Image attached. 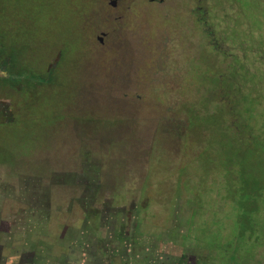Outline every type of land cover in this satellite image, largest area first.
Returning a JSON list of instances; mask_svg holds the SVG:
<instances>
[{
	"label": "rangeland",
	"instance_id": "rangeland-1",
	"mask_svg": "<svg viewBox=\"0 0 264 264\" xmlns=\"http://www.w3.org/2000/svg\"><path fill=\"white\" fill-rule=\"evenodd\" d=\"M92 1L0 0L4 41L49 70L59 57L35 101L0 89L14 117L0 121V163L25 162L21 175L0 168V218L39 236L8 202L30 205L42 186L53 240L55 206L84 198L75 185L91 171L103 198L123 188L147 200V212L135 201L142 242L171 238L193 264H264V0H217L206 13L230 28L224 51L192 0ZM34 208L23 216L42 215ZM171 220L172 233L159 230Z\"/></svg>",
	"mask_w": 264,
	"mask_h": 264
},
{
	"label": "flooded vegetation",
	"instance_id": "flooded-vegetation-1",
	"mask_svg": "<svg viewBox=\"0 0 264 264\" xmlns=\"http://www.w3.org/2000/svg\"><path fill=\"white\" fill-rule=\"evenodd\" d=\"M0 73H3L1 63ZM0 76L7 77V74L4 72ZM9 79L14 80V77L11 76ZM8 103L0 104V117H11V111L5 110L6 107L8 109ZM11 120L9 118V121ZM19 160V164H16L18 167L0 164L3 174L7 176L23 174L20 173L22 167L19 165L25 164V162ZM5 169L7 171H4ZM80 174L87 181L85 184L75 186L77 190L81 187L80 194L84 198L65 203L63 201L60 203L61 205L55 206L56 213H60V215L57 214L54 218L55 230L58 231L55 232L53 240L47 238L49 234L47 221L50 217L48 212L51 205L47 198V192L42 190V186L38 187L39 198L31 200L30 205H26L29 202L27 200H10L8 202V206L18 208L16 212L22 219L16 224L28 226L27 235L38 234L42 237L35 236L29 239L24 234L18 236L16 235L18 231L12 233L10 223L1 217L0 264L4 263L7 258L9 259L7 264H193L183 253L188 250L185 245L177 247L171 241L164 243L158 241L159 239L172 240L171 238L152 239L151 237L142 242L144 239L141 234L135 231V228L139 229L137 220L143 219L144 216L143 213L136 211L135 201L137 197L138 206L142 209L145 206V211L148 202L142 198L138 199L139 190H135L136 194L133 196L135 199L124 193L127 191L123 188L112 190L111 195H108L110 198L106 199L108 196L106 198L101 196L104 192L101 189V183H89V176H92L91 171L90 173L87 171L86 174L80 170ZM114 187L116 186L110 188ZM28 207H37L34 213L38 211L42 215L30 216V213L26 217L23 216V213L26 212L25 208ZM73 213L74 215H71L72 218L69 221L66 215ZM147 214L153 218L155 216V213L154 215L150 212ZM163 215H165V211ZM165 223L168 224L157 223L160 225V227L158 226L159 230L167 234L168 231L172 233L175 223L173 221ZM165 223L163 221V224ZM17 244H26L27 248H14V245ZM165 245L167 246L165 247Z\"/></svg>",
	"mask_w": 264,
	"mask_h": 264
},
{
	"label": "trees",
	"instance_id": "trees-1",
	"mask_svg": "<svg viewBox=\"0 0 264 264\" xmlns=\"http://www.w3.org/2000/svg\"><path fill=\"white\" fill-rule=\"evenodd\" d=\"M230 2L235 4L234 0H229ZM92 3V0H89ZM4 5L0 4V16L4 14L7 16V12L3 9ZM235 6V5H234ZM218 7L217 0H192V7L190 9L191 15L197 23H201L204 25L202 27V31L205 37L209 40L210 43L213 44V49L217 51V49L226 50L224 45V40L229 38L226 32L230 29L229 27H222L218 29L217 27H210L206 20L207 14L210 10ZM234 12V11H233ZM10 18V15H9ZM242 27H251L249 21H245L241 24ZM232 27V26H231ZM225 30L224 35L221 34L222 30ZM221 31L220 34L218 31ZM5 37L4 32H0V63L2 66V72L7 74V77L0 76V89L1 92L6 90L12 91H22L24 95H27L30 100L35 101V96L37 97V93L40 92L43 86L51 84L49 79L52 77V73L55 70V67L58 65L59 57L56 54V50H54L58 61L55 67L52 70L46 67L47 60H45L44 64L39 63L37 59H34L31 52H28L27 49L25 51L22 50V47H19L17 43H12L10 40L4 41ZM230 40V38L228 39ZM239 47V45H237ZM26 47V45H25ZM27 48V47H26ZM24 52V53H23ZM52 53V54H53ZM52 56V55H51ZM49 56V58L51 57ZM39 65V66H38ZM0 73V75H3ZM13 76L14 80H10L9 78ZM7 112H10V108H5ZM14 112V110H13ZM9 118L14 119L13 113L11 112V117H0L1 122H10ZM18 158V157H16ZM16 164H19V159L15 160ZM0 164H4V161H1ZM40 169V168H39ZM42 169V168H41ZM165 239V238H164ZM159 242H168L173 240H163L159 239ZM167 245H165L166 247Z\"/></svg>",
	"mask_w": 264,
	"mask_h": 264
},
{
	"label": "water",
	"instance_id": "water-1",
	"mask_svg": "<svg viewBox=\"0 0 264 264\" xmlns=\"http://www.w3.org/2000/svg\"><path fill=\"white\" fill-rule=\"evenodd\" d=\"M109 5L111 6V7H113L114 5H115V0H110L109 1ZM102 34V33H101ZM98 39H99V41L101 40V37L100 36H98Z\"/></svg>",
	"mask_w": 264,
	"mask_h": 264
}]
</instances>
